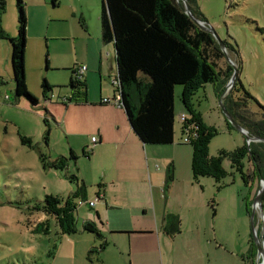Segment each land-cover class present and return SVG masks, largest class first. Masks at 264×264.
Here are the masks:
<instances>
[{"label":"rangeland","instance_id":"374dc122","mask_svg":"<svg viewBox=\"0 0 264 264\" xmlns=\"http://www.w3.org/2000/svg\"><path fill=\"white\" fill-rule=\"evenodd\" d=\"M23 1L26 7L29 2L30 7L25 49L26 85L38 104L32 105L24 97L14 101L10 43L0 38V264H130L129 252L125 249L127 237L120 234L107 232L104 250L92 251L91 259L88 257V251L102 243L93 233L82 230L85 217L88 214L95 217L94 207L90 209L87 203H80L81 198L72 194L76 185L69 179L71 174L81 179L83 171L88 179L87 201L95 199L99 161L96 155L88 158L82 154V148L87 145L83 134L74 137L69 131L86 132L91 120L98 116L92 114L89 118L91 113L84 112V107H74L83 100L74 98L67 105L62 100L71 92L68 84L73 65H86L81 79L87 84L88 102L100 94L113 92L112 81L117 73L115 52L112 42L104 43L101 39V0H58L55 7L51 0L42 6L35 0ZM3 2L0 25L13 36L17 31L16 1ZM196 2L205 23L220 40L228 43L225 49L231 61L240 65L237 90L232 91L234 83L220 93L221 82L207 83L193 96L204 121L218 129L208 151L209 155H216L219 149L232 150L245 141L239 130L227 125L220 108V101L230 105L228 95L237 101L230 106L243 118L241 121L252 125L264 119V0ZM218 64L225 67V57ZM44 79L52 85L47 96L42 94ZM180 93L181 85H176L174 140L186 152L185 168L188 170L189 166L191 175L192 146L181 141L178 116L184 109ZM247 133L250 135L248 130ZM20 136L29 137L31 146L22 144ZM70 150L76 159L69 157ZM40 153L45 155L46 162L60 155L67 157L68 162L63 169L44 167ZM223 166L228 173L220 181L210 176H200L199 182L191 179L188 192L179 199L173 198L174 208L181 212L180 232L168 237L159 235L158 249L163 256L160 264L258 263L253 227L261 231L262 217L259 209H254L253 199L261 181L255 178L245 185L227 158ZM179 170L182 168L177 164V173ZM177 183L180 187L183 185L182 181ZM46 194L76 203L75 233L60 236L54 219L35 208L43 203ZM47 217L50 232L33 231L36 223Z\"/></svg>","mask_w":264,"mask_h":264},{"label":"trees","instance_id":"16d2710c","mask_svg":"<svg viewBox=\"0 0 264 264\" xmlns=\"http://www.w3.org/2000/svg\"><path fill=\"white\" fill-rule=\"evenodd\" d=\"M15 1L17 8L16 34L9 35L0 25V38L7 39L10 43L14 101L24 97L32 105H37L38 99L27 90L26 85L27 17L25 2L23 0ZM187 1L192 14L204 20L196 0ZM57 2V0H52L53 4ZM3 9L4 2L0 0V13ZM99 19L102 41L104 43L112 42L114 46L117 70L115 91L119 94L118 104L123 108L131 129L142 143L166 145L174 142L175 87L181 85L180 100L184 109L182 112L184 118L180 120L181 141L192 146L190 161L192 181L199 182L200 176H210L216 181H220L228 173L223 166L224 158H227L230 166L239 172L245 185L253 182L255 178L260 180L264 176V119L254 122L252 125L241 121L243 118L231 108L233 104H237V101L231 100V95L227 96L231 106H227L226 101H222L223 105L232 118L246 128L251 136L261 140L247 143L245 139L241 146L232 150L222 148L216 155H209V142L218 133V129L204 121L201 112L193 102V96L199 88L204 87L207 83L221 82L223 85L221 93L233 72V67L228 63L223 68L219 67L218 61L224 57V54L218 41L213 34L202 30L193 22L184 11L181 1L101 0ZM223 43L228 49V43L225 41ZM239 66L238 63L237 69ZM70 70L68 85L71 92L68 96L63 97V104L67 105V102H71L74 98L86 102L87 84L85 80L76 77L75 66ZM41 87L43 96H47V92L52 89V85L45 79L42 81ZM237 89L236 81L232 91ZM74 90L75 93H73ZM110 102L100 98L102 104ZM225 121L228 126H232L226 118ZM20 140L22 144L31 146L29 137L20 136ZM92 142L96 144L98 140ZM90 152V146L82 148L84 156H88ZM69 157L77 158L73 150H70ZM39 158L44 167L63 169L68 162V158L63 155L49 162L45 161V155L42 153L39 154ZM246 165L247 170L245 171ZM69 179L76 185L72 194L79 196L86 204V184L76 174H71ZM173 180L174 168L170 163L165 168L162 187L164 195ZM100 186L102 184L98 183L97 187ZM220 187L218 186V188ZM99 189L96 196L101 198ZM261 207L263 211L261 221L264 223V193ZM35 208L54 219L60 236L73 234L77 231V205L74 201L65 200L59 195L46 194L43 203ZM212 210V213L215 214L213 206ZM163 220L165 222L164 230L168 235L173 236L180 232L178 215L166 213ZM49 221L50 218L47 217L37 222L33 231L49 233ZM82 230L93 233L102 240L97 248H91L88 251V257L91 259L90 253L92 251L102 252L107 241L93 221L83 220ZM257 234L260 236V230L257 231ZM262 241L264 243V233Z\"/></svg>","mask_w":264,"mask_h":264},{"label":"crops","instance_id":"0c3cea01","mask_svg":"<svg viewBox=\"0 0 264 264\" xmlns=\"http://www.w3.org/2000/svg\"><path fill=\"white\" fill-rule=\"evenodd\" d=\"M35 2L38 6L47 5L46 0ZM57 4L58 2L53 4L51 0L52 7ZM25 9L27 17V11L30 10L29 2L27 7L25 4ZM116 95L114 86L111 95L100 94L97 99H91L89 102L87 99L86 102L74 105L84 107V112L89 111L91 113L89 118L92 114L98 116L97 119L91 120V127L87 128L86 132L69 131L74 137L83 134L87 139L85 146L91 148L90 154L85 157L96 155L99 161L96 172L98 183L102 186L100 189H94V192L96 196L99 189L102 197L96 199L92 206L95 217L88 214L84 220L95 222L105 240L107 232L125 235L127 237L125 249L129 252L130 264H160L163 256L158 249L159 235L169 236L164 230L163 217L166 213H173L182 219L181 212L174 208L172 200L179 199V196L188 192L189 186L192 187L189 166L188 170L185 168L186 152L181 150L175 140L166 145L142 143L131 129L119 104L100 103V98ZM93 136L97 138L98 143L93 144L91 140ZM158 163L161 164L160 167ZM170 163L174 168V180L164 195L162 187L165 168ZM177 164L182 168L178 173ZM80 174L86 184L88 179L85 173L82 171ZM178 181H182L181 187L178 186Z\"/></svg>","mask_w":264,"mask_h":264},{"label":"water","instance_id":"95a60500","mask_svg":"<svg viewBox=\"0 0 264 264\" xmlns=\"http://www.w3.org/2000/svg\"><path fill=\"white\" fill-rule=\"evenodd\" d=\"M177 1H181L183 3V9L184 11L188 14V16L193 20V22L202 30L208 31L211 34H213V36L216 38V40L218 41L221 50L224 54V57L227 61L228 64H230L233 67V72L230 76V78L228 79L227 83L225 84V89H229L231 88L234 83H236L237 81V74H238V69L236 67V65L231 61L230 57L227 55L226 53V49H225V45L223 43L222 40H220L217 35L215 34L214 30L209 27L204 20H201L197 17H195L192 12H191V8L190 5L188 3L187 0H177ZM220 108L225 116V118L228 120V122L237 130H239L244 136L245 139L248 142L253 141V140H261L260 138L257 137H253L251 135H249L247 133L246 128H244L241 124H239L236 120H234L232 118V116L230 115V113L227 111V109L225 108V106L223 105L222 101H220ZM261 184H260V188L258 189L254 199H253V207L255 209V207H257L259 209V212L261 214V217L263 218V211H262V207H261V199H262V195L264 193V176H262L260 178ZM253 233H254V240H255V245H256V249H257V254H258V263L257 264H264V243L262 241V237H263V233H264V223L262 222L261 224V231H260V236L257 234V230L255 227H253Z\"/></svg>","mask_w":264,"mask_h":264},{"label":"built area","instance_id":"2783aa9c","mask_svg":"<svg viewBox=\"0 0 264 264\" xmlns=\"http://www.w3.org/2000/svg\"><path fill=\"white\" fill-rule=\"evenodd\" d=\"M85 70H86V65H84V64L75 67V75H76V77L77 78H82L83 73H84ZM112 82L115 83V85L117 84V78H116V76L113 78V81ZM102 99H103V101H111V102H115L116 104H118L119 94L117 93L116 97H103ZM178 118H179V120H182L184 118V114L181 113L178 116ZM96 140L97 139L95 137H92V141H95L96 142ZM98 198L99 197L95 196V199L94 200L87 201L88 205L90 207H92L94 205V203H95V200L98 199ZM82 202L83 201L80 200V203H82Z\"/></svg>","mask_w":264,"mask_h":264}]
</instances>
